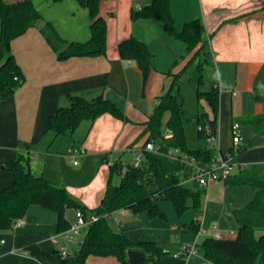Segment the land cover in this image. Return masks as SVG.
Listing matches in <instances>:
<instances>
[{"label": "crops", "instance_id": "crops-1", "mask_svg": "<svg viewBox=\"0 0 264 264\" xmlns=\"http://www.w3.org/2000/svg\"><path fill=\"white\" fill-rule=\"evenodd\" d=\"M150 1L100 0V14L106 18L108 25L107 54L59 60L39 27L48 21L65 40L88 41L91 37L89 9L78 0H34L43 22L12 42V50L23 69L25 81L14 95L0 100V189L11 185L14 180L12 172L4 168V163L25 152V143H33L30 166L35 174L64 185L70 194L90 209L100 204L110 176L109 162L120 159L123 164H129L132 160H125V156L128 153L133 156V150L144 147L147 140V134H142L144 123L154 113L159 97L170 90L173 75L183 69L185 71L193 62L188 63L195 51L183 58L187 44L168 34L161 20L131 18L132 10H139ZM170 2L178 31L187 21H201L203 38L207 41L213 60L211 65H207L209 89L219 90V149L231 151L236 174L249 170L261 175V171H264V130L257 132L255 125L260 123L256 117L264 110L263 105L254 99L253 86L264 64V0ZM131 36L144 41L155 55V66L145 85L138 63L123 59L118 51V44ZM174 92L181 94L184 104L181 84ZM69 94L82 95L88 99L102 94L116 102L129 121L105 113L94 122L84 120L72 135L57 136L49 129V119L59 107L69 105ZM203 109L198 113L206 112L212 116L208 105ZM236 121L240 123L242 136L239 146L235 145L232 134V126ZM190 129L192 132L193 129ZM185 130L189 134L188 129ZM197 132L199 135V124ZM170 133L167 128L165 135ZM74 146L83 147L86 152L73 156L69 150ZM75 160L78 163L75 164ZM65 163L72 169H68ZM246 188L249 187L227 182L209 186L205 191V210L208 212L211 207L224 205L229 190H234L226 202L232 207L231 210L244 207L255 195L253 188L252 191ZM220 196L222 199H219ZM76 210H66V217L71 223L76 219ZM220 210L226 211L225 208ZM128 211L132 212L130 209H120L107 218L115 231L124 232L131 238L127 227L121 224L115 226L110 221L112 215ZM219 217L221 219L222 215ZM23 219L24 225L13 226L1 233L0 264H69L33 256L25 250L32 244L47 253L58 250V245L52 240L58 233L56 212L31 205ZM197 222L202 226L198 232L184 227L186 232L195 233V240L190 243L195 242L198 249L187 256L177 253L190 243H182L176 248L160 244L163 239L161 230L152 226L155 225L153 220L147 222L151 226L138 229L135 239L156 241L168 252L158 264H204L207 259L199 250L198 238L202 234L213 237L216 230L205 226L201 220ZM172 229H176V226H172ZM217 230L220 231L218 224ZM81 241L77 246L76 241L72 244L73 251L80 247ZM87 264L122 263L112 256H90Z\"/></svg>", "mask_w": 264, "mask_h": 264}, {"label": "trees", "instance_id": "trees-1", "mask_svg": "<svg viewBox=\"0 0 264 264\" xmlns=\"http://www.w3.org/2000/svg\"><path fill=\"white\" fill-rule=\"evenodd\" d=\"M59 2L61 0H51ZM89 9L91 17V37L88 41H67L60 36L51 22L39 27L41 34L49 43L59 60L71 57H94L107 54V20L100 14V0H78ZM131 18L159 19L165 31L187 44L183 58L195 51L189 62L198 60L197 74L192 82L197 88V98L205 99L210 113L188 114L179 92H174L181 84L184 69L173 75V83L168 92L159 97L158 105L144 123V135L154 141L158 151H144L140 167L130 166L123 173L122 161L116 160L110 166L107 189L100 204L90 209L72 196L64 185L56 184L44 175L31 170L30 150L33 143H25V152H20L14 160L4 163V168L12 172L11 185L0 189V240L1 233L13 227L14 222L23 218L31 205H39L58 215V232L70 227L66 217L68 208L81 209L86 219H97L85 229L80 247L72 256L64 258L59 250L47 253L35 244L25 250L33 256L45 257L52 261L69 264H87L90 256L117 258L122 264H158L167 254L156 241L131 239L124 232L115 231L108 221V215L120 210L130 209L133 213L147 212L151 216L165 217L158 201H170L177 212L182 213L191 206L197 213L201 208V196L206 189L191 181L195 168L188 161L175 159L168 155L172 148H180L197 164L208 165L217 156V150L208 145L204 148L188 147L185 122L196 119L198 124L209 121L217 131L219 115L218 88L205 89V65L213 63L207 41L203 38L201 21L194 19L184 23L178 31L171 11L170 0H151L139 10H132ZM43 16L34 0H0V100L15 94L25 81V74L12 50V42L32 27L43 22ZM196 49V50H195ZM118 51L123 59L134 60L142 71L146 84L155 66V55L146 43L135 36L122 40ZM182 58V57H181ZM254 99L263 105L264 110V64L260 68L253 86ZM69 105L61 106L50 116L49 129L57 136L72 135L81 122H94L98 117L109 113L125 122L129 118L124 110L104 95L88 99L82 95L69 94ZM168 112L166 127L170 135L163 132V117ZM260 123L255 125L257 132L264 130V112L257 116ZM199 136L205 139L203 132ZM206 140V139H205ZM222 153L227 154L223 150ZM231 153V151H229ZM115 176L120 177L118 184ZM225 182L231 185H250L254 198L244 207L236 209L234 215L239 223L238 234L234 238L217 239L206 237L199 245L204 257L213 264H264V234L256 236L257 229H264V175L249 170L231 176ZM187 229L198 232L200 224L192 221Z\"/></svg>", "mask_w": 264, "mask_h": 264}, {"label": "rangeland", "instance_id": "rangeland-1", "mask_svg": "<svg viewBox=\"0 0 264 264\" xmlns=\"http://www.w3.org/2000/svg\"><path fill=\"white\" fill-rule=\"evenodd\" d=\"M197 66L198 61L194 60L190 66L186 68L182 75L181 79V89L182 93L184 95V108L188 114H197L198 111H204V107L207 106V102L205 99H198L197 98V88L195 84L192 82V78L197 74ZM208 70V66L205 65L204 67V75H205V89H209V83L208 79L206 77ZM168 112L164 114L163 117V132L166 133V120L168 116ZM185 128L188 129L189 134L187 133V140H188V147L190 149H197V148H204L206 147L207 141H205L204 138H201L198 135L197 128H198V122L196 119L188 120L185 122ZM190 128L193 129L192 132H190ZM133 158L131 153H128L125 156V160L131 161ZM78 160L80 161V157H78ZM66 167L68 169H72L69 164H66ZM72 166V165H71ZM261 175H264V171H261ZM236 173L234 172L233 175ZM238 174H236L237 176ZM120 182V177L115 176L114 183L118 184ZM235 185H244V184H235ZM252 191V187L250 185H244ZM236 189V188H233ZM234 190H229L227 192V199L224 201V205L221 204L219 208H225V210H220L218 207H211V209L207 212L204 207L205 202V193L201 196V203L202 208L197 213L195 210L189 206L186 208L182 213L177 212L174 205L170 201L166 200H160L158 201V204L160 208L164 211L165 217L161 216H151L147 212H141L139 214H135L133 212H119L110 217V221L113 225L118 226L117 224H121L124 227H127V232L130 234L131 238L135 239L137 236L138 229L147 228L151 225L147 224V222L152 221L155 223L157 229H160V234L162 235V243H160L163 246H168L171 248H176L177 246H180L182 243H190L195 240V233L192 231L186 232L184 230V227H186L189 223L192 221H202L203 224L207 227H212L215 223L218 224V229L226 236V238H232L235 237L238 233L239 226L238 221L235 218L234 211L231 210L232 207L230 205L226 204L227 200L229 199L228 196L233 195ZM72 195V194H71ZM73 196V195H72ZM219 199H222L221 196ZM252 200V199H251ZM223 201V200H221ZM218 215H222L221 219L218 218ZM137 216V218L135 217ZM138 216H142L144 218H138ZM172 226H176V229H172ZM229 230H234L235 234H229ZM85 233V232H84ZM264 234V229H257L256 230V236H260ZM84 236V235H82ZM78 237L76 239V246L79 240L81 241L83 237ZM207 235H200L198 238L199 245L203 242V240L206 238ZM159 244V243H158Z\"/></svg>", "mask_w": 264, "mask_h": 264}, {"label": "built area", "instance_id": "built-area-1", "mask_svg": "<svg viewBox=\"0 0 264 264\" xmlns=\"http://www.w3.org/2000/svg\"><path fill=\"white\" fill-rule=\"evenodd\" d=\"M199 131L203 132L205 135V139L207 144L211 148H215L217 150V156L212 160V162L208 165L197 164L193 159H190L189 156L183 152L180 148H172L169 150L168 155L175 159H181L183 161H188L195 168V172L190 179L191 181H195L200 187L207 189L209 186L219 183L225 182L228 178L233 175L235 164L231 161V153L224 154L220 151L217 141H218V133L211 125L209 121H206L204 124H199ZM232 134L233 141L236 146H239L242 142V136L240 134V123L238 121L233 123L232 126ZM144 151H158V147L156 146L154 141H148L144 144L142 149L133 150V158L129 164H123L122 172L125 173L128 171L130 166L140 167L144 160ZM71 155L76 154H84L86 149L79 146H74L69 150ZM74 163H78V161H74ZM114 162H109V165L112 166ZM97 217L93 216L90 219H86L83 211L81 209L76 210V219L73 223H71L70 227L66 230L56 233L52 240L58 245V250L61 255L66 258L73 255L74 251L72 250V244L75 243L78 237H81L87 226L95 221ZM25 224V220L23 218L17 219L13 226L20 227ZM200 224V230H201ZM212 229L216 230L213 234V237L217 239L226 238V236L217 230V224L212 225ZM233 230L229 231V234H234ZM198 251L197 244L190 243L184 245L182 249L177 253V255H190L194 254ZM204 264H213L211 261L206 260Z\"/></svg>", "mask_w": 264, "mask_h": 264}]
</instances>
